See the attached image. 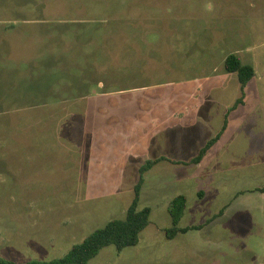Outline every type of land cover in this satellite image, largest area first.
I'll use <instances>...</instances> for the list:
<instances>
[{
  "label": "rangeland",
  "instance_id": "1",
  "mask_svg": "<svg viewBox=\"0 0 264 264\" xmlns=\"http://www.w3.org/2000/svg\"><path fill=\"white\" fill-rule=\"evenodd\" d=\"M263 52L264 0H0V259L125 219L157 161L138 244L89 264H264V93L225 69ZM180 195L201 228L170 239Z\"/></svg>",
  "mask_w": 264,
  "mask_h": 264
},
{
  "label": "trees",
  "instance_id": "2",
  "mask_svg": "<svg viewBox=\"0 0 264 264\" xmlns=\"http://www.w3.org/2000/svg\"><path fill=\"white\" fill-rule=\"evenodd\" d=\"M225 69L230 73H236L244 92L247 84L254 78L255 70L252 66L244 64L241 59L231 54L225 61ZM244 97L238 100L235 108L243 103ZM212 138L203 148L200 149L197 156L189 163L200 164L207 155L208 151L220 140L223 131ZM157 162V161H156ZM156 162L148 161L141 169L140 182L135 188V198L127 210L125 219H113L106 225L93 231L85 240L73 246V248L62 258L51 261L32 260L25 263L0 259V264H89L104 248L115 246L118 251H123L128 247L136 246L140 239V234L149 226L151 209L146 207L138 209L140 191L143 184L142 174ZM264 190V188H263ZM262 190V191H263ZM187 210V198L180 195L174 198L170 203V214L173 226L166 230L167 237L175 238L179 233H187L192 229L201 227L180 228L178 225Z\"/></svg>",
  "mask_w": 264,
  "mask_h": 264
},
{
  "label": "crops",
  "instance_id": "3",
  "mask_svg": "<svg viewBox=\"0 0 264 264\" xmlns=\"http://www.w3.org/2000/svg\"><path fill=\"white\" fill-rule=\"evenodd\" d=\"M263 66L259 67V68H264V52H263ZM251 66V65H250ZM252 67L254 68L255 70V76L254 78L247 84V87L250 88L249 90H253L255 88L257 89H260L261 90V87L262 86V89H263V93H264V69H263V74L258 77L259 75V69L252 65ZM247 89V88H246Z\"/></svg>",
  "mask_w": 264,
  "mask_h": 264
}]
</instances>
